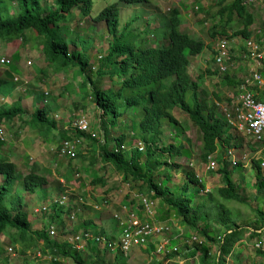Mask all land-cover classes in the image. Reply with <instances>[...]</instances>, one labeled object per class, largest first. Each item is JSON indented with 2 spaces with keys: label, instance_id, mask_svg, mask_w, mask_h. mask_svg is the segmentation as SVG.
Listing matches in <instances>:
<instances>
[{
  "label": "rangeland",
  "instance_id": "obj_1",
  "mask_svg": "<svg viewBox=\"0 0 264 264\" xmlns=\"http://www.w3.org/2000/svg\"><path fill=\"white\" fill-rule=\"evenodd\" d=\"M54 1L55 0H42V6H51ZM147 1V5L140 4L134 6L122 3L120 0H94L91 16L95 17L104 8L116 5L119 12V32L123 36V44H130L136 48H145V44L147 46L165 44L163 34L166 23L169 21L170 16H172L170 12L178 11L180 13V19L183 21V24L180 26V31L196 40L203 41L206 45V48L200 55L190 58L191 66L189 68V73L193 79L200 82L201 92L208 98L209 102L213 103L217 101V114L219 117L223 118L222 114L224 115L225 113L223 108L225 107L228 110L231 109L238 95V86L228 85V83L224 82L222 79L224 74L222 73H218L217 75H210L208 73V71L217 72L213 61V52L216 47L217 39L224 37L228 42L230 59L226 72L229 76H234L244 81L245 77H249L247 75L248 71L250 72L252 68H254L253 62L243 58L241 50L242 39L239 36H232L234 32L233 25L236 19L226 28L227 37L218 35L215 39H212L210 32L212 26L216 24V20L208 19L205 16V11L208 9H212L213 11L218 0ZM247 8L254 17V25L252 26L253 33H257L258 31L264 33V0H247ZM52 9L55 8L49 10ZM1 11L6 17H15L19 10L15 0H3ZM59 25L61 29L57 31V34L60 38H69V40H71L72 36L67 33L69 30L83 33L81 39H79V42H81L79 51L86 52L88 50L84 48H89L92 65L90 67V76L98 87L104 91L116 92L119 90L121 87V79L118 77H111L107 74L99 78L97 73L102 61L101 56L104 57L108 53V45L111 42L106 23H95L91 17H82V15L78 13V10L74 9L71 19H69L67 23ZM31 35H33V37H31ZM24 37L25 39L30 37L34 43L32 51L26 56L27 60H31L33 58V53L41 52V48L39 47L43 43V36L41 35L40 37L36 31L32 32V29H27L25 30ZM3 40L5 39L0 38V42ZM3 55V53H0V58L3 57ZM15 56L16 55H14L13 59ZM39 60L40 62L43 60L42 54L36 57L34 63L29 66L30 70L39 71ZM44 62L45 60L42 61L41 66L45 68V75L42 73H37V75H26L24 78L25 83L24 81L17 82L21 88H25L22 92V98L33 97L32 94H34V92H38L42 95L45 100L43 103L49 107V111L47 112L48 117L50 119L54 118L58 123V127L61 129L66 123H72L77 119L79 117L78 115L86 116V120L90 126L89 128L93 131L94 135H100L96 139L101 140V138H103V130H97V128H95V123L99 121V117L96 116L98 111L91 97L92 87L86 81V77L79 71L78 67L69 66L64 71L55 72L47 62ZM0 65L2 66L3 64L0 63ZM199 76L203 77L199 78ZM248 80H250V77ZM50 82L54 83L52 84ZM13 84L14 83L10 81L0 88V98H10ZM46 86L48 89L45 91L46 95H44L42 87ZM249 88H252L254 91L257 89L259 92L264 91V86L258 88L255 85H250ZM125 90H127L125 95H131L128 89ZM139 91L142 93V90H134L133 94L136 95ZM188 100L191 101V94H188ZM145 103L146 101L143 99L140 105L131 107L130 109L125 108L123 103L119 104L120 110H126L118 119L119 122L116 127L120 128L116 129L114 132L117 136L120 131L125 130L127 134L131 135L125 143L126 146H128V151L133 150L135 148L134 145L141 140L133 135L135 127L140 121L141 114L143 117L142 111ZM4 104L6 103L0 101V109H3ZM83 104L84 106L81 107ZM41 106L43 105L41 104ZM33 112L29 110L22 115L21 119L23 123H27L32 129V131H29L30 135L28 140H33V135L35 139L33 140L34 143H31V153L28 155L29 159H27V161H24L18 154V152H25L24 144H22L23 129L20 128L22 122H20V126H18L19 122L17 119L13 121L4 120L7 125H9V122L12 123H10L11 125L7 128V131H9L8 139L0 143V161H10L11 157H16L17 163L19 164L17 170L21 178L27 176L30 171L28 163L31 164L33 162L32 159L37 158L38 154L36 152L40 147L42 148V146H39V141L41 140L44 142L47 147L50 145L47 149V162L46 147L42 149V152L39 154L44 159V168L41 173L47 178L49 186L38 188L33 194H29L24 190L21 183H15L13 190L9 191L5 197V205L13 210L17 209L19 204L23 206L19 208V210L28 211L31 209L29 217L32 227L29 237L32 238L31 241L33 245L28 250H30L32 255L35 254L37 250H40V252H44L45 250L44 255L47 257L49 256L44 244L40 242V240H37L32 233L40 230L45 232L49 226L55 227L59 234H63L65 229H73L74 232H81L84 230H92L91 226L85 224L89 219L95 221V223L99 221L102 225L103 228L98 229V233L105 232L106 234H113L115 230L113 214L120 210V206L128 204L130 201L137 202L138 198L136 196L140 194L148 195L155 202L159 221L174 219L172 223L167 225L170 230L166 231L163 237L151 239L148 245L132 250L129 255L119 253L118 260L113 259V255L115 254H110V252H108L107 255H104L103 261H101L99 259L101 256H97L95 252H91L90 258L86 259L84 264H165L166 262L163 256L161 254L152 253L153 250L158 247L159 242L163 238H176V235L182 231L183 235L178 237L181 240V243L178 242L179 250H181L182 253L186 252L187 248L185 244L187 243V236L196 233L194 230L186 228L181 219L174 214L175 212L173 210L169 209L168 211L167 206L159 198L150 194L144 183L149 179V176H151V174L147 173L148 169L154 172L157 183L161 188L167 186L175 196H179L187 180L185 169L191 168L204 182L206 188L204 193L201 192V194H197L194 192L195 187L191 185L189 195L194 198L193 205L205 201L206 193H212L216 201L225 205V208L229 212V217L238 225L250 228V226H259L260 223H264V179H262L261 184L257 182L254 167L249 161V155L255 151V143L249 138L241 136L240 133L233 132L232 143H236L237 147L232 150V153L234 157L238 159V164L245 167H239L236 171V175H232V180L236 184L240 197L244 202L225 203L219 199L216 190L222 186L221 176L217 172L221 167V148L223 147V140L226 133L220 134L218 138V150L214 153L219 169L206 172L204 164L201 163L200 159V155L203 152L202 133L196 125L192 123L189 115L179 107L174 108L172 112L178 122L170 123L166 119H162V124L159 128L161 131L160 144L166 145L173 143L177 146L182 145L184 154L182 156L169 158L166 154L158 152V155L154 157L155 159L153 158L154 161L146 164L147 156L145 152H143L141 158H139L140 167H138V171L136 172L137 180L130 179L128 181L120 178L122 175L116 172L110 165L103 164L95 148L96 155L94 156L89 150L92 145L85 138L82 143L76 145L77 151L74 158L70 159L60 156L58 148L61 139H59L58 136H54L53 138H51L52 136L47 137V139L42 136H37L36 133L38 131L36 128H32L36 125L28 121ZM43 128L42 126V129ZM229 131H231V128ZM51 132L50 128L49 134H51ZM53 133H55V131ZM71 133V130H68L67 135L70 136ZM5 142L11 144L10 147L16 149L5 148V146H2ZM232 148L233 147L229 149ZM243 156L245 158H243ZM26 165L27 168L25 169L24 166ZM178 166L181 168L179 169ZM139 168L141 169L140 174ZM57 178L63 179L64 183H58L56 181ZM99 179L102 180L103 184L100 185L97 183L93 185V181ZM65 191L67 192L65 193ZM61 195L67 197V203L62 206V213L59 214L58 220L51 222V212L43 215L34 213L33 210L35 208L50 205L54 199L59 198ZM11 202L13 203L10 204ZM211 204V202H208V207H210ZM211 209L212 210H209L211 216L215 217L217 215L215 205H212ZM72 213L75 214L74 221H70L68 218ZM60 223L62 226L59 225ZM201 223L206 225L208 222L207 220H202ZM214 223L218 227H221L218 222ZM18 237L19 233L11 228H8L0 235V264H6V260H8V264H73L71 258H64L60 261L44 260L37 263L33 257L28 256V250L26 254L23 252L25 246L21 241L17 243L14 241V239H18ZM257 237L258 236H256V238ZM53 238L59 240L61 243H65L59 237H52V239ZM243 239H245L247 243L251 241L249 237L247 238L244 236ZM258 240L262 241L261 237H258ZM29 241L30 240H26V243ZM12 244H17V247L20 248V252L17 256H12L6 249L7 246ZM218 247V244H212V254L209 262H213ZM253 250L254 248L245 245L236 247L234 250L235 254L232 255L231 264H235L236 259L238 262L237 264H259V262L264 264V259L259 255L253 259L251 258ZM84 254L83 257L87 258L88 254H86V252ZM179 255L182 261L186 260L185 264H198L197 260L192 258L183 259L182 255Z\"/></svg>",
  "mask_w": 264,
  "mask_h": 264
},
{
  "label": "trees",
  "instance_id": "obj_2",
  "mask_svg": "<svg viewBox=\"0 0 264 264\" xmlns=\"http://www.w3.org/2000/svg\"><path fill=\"white\" fill-rule=\"evenodd\" d=\"M120 1L129 5H140L145 4L147 0ZM15 2L19 10L17 15L6 17L1 11L3 0H0V38L20 39L24 44L27 41L24 38L25 30L32 29V32L36 31L37 34L43 36L40 54L52 66L53 70L60 72L66 70L69 66L78 67L92 87L91 97L98 111L96 116L99 117L98 123H95V128L103 130L105 142L100 143V140L96 139L100 135H91L90 132H72V137L83 138V141L84 138L87 139L92 145L89 150L94 156L96 155L94 148L98 147L97 155L102 163L110 165L126 181L130 179L137 180L136 172L140 167L139 158H141L142 152L138 148L130 151L123 148V145L131 136L125 130L120 131L119 135H115L114 131L120 128L116 127L119 122L118 119L126 110H120L119 104L123 103L125 108L130 109L140 105L143 99L146 101L142 111L143 117L141 114L142 118L140 117L133 135L147 144L145 149L146 164L154 161V157L158 155V152L166 154L169 158L184 154L182 145L160 144L161 131L159 128L162 119H166L170 123L178 122L172 112L174 108L179 107L189 115L192 123L202 133L203 152L200 155L201 163H206L209 155L217 152L218 138L221 133H226L221 148V167L217 172L221 176L222 186L216 190V193L219 199L225 203L244 202L232 180V175L236 174L237 169L242 165L240 166L238 163L232 165L227 156V149L237 147L236 143H232L234 131H229L230 126L218 116L217 101L210 103L208 98L201 92L200 82L193 79L189 73L190 58L200 55L206 45L203 41L196 40L180 31L183 21L180 19L178 11L170 12L172 16L166 23L163 34L167 42L166 46L136 48L130 44H123V36L119 32V12L116 5L104 8L97 16L92 17L94 0H55L53 5L46 7L42 6V0H15ZM51 8L55 9L49 10ZM215 8V11H212V9L205 11V16L208 19L216 20V24L212 26L210 32L212 39H215L218 35L227 37L226 28L235 19L233 37L239 36L244 41L253 36L254 17L248 11L247 0H218ZM74 9H77L82 17H91L95 23H106L111 42L108 45V53L104 57L101 56L102 61L97 73L99 78L107 74L121 79V87L116 92L101 90L96 82L92 80L90 76V67L92 66L90 50L84 48L88 51H79V45H81L79 39L83 35L82 32L66 30L72 36L71 40L58 36L57 31L61 29L59 24L67 23L71 19ZM208 73L210 75L218 74L216 71H208ZM202 77L199 76V78ZM222 79L228 85L239 86L243 83L238 78L229 76L228 73H225ZM8 83V80L0 77V88ZM148 86L151 87L142 91V93L139 91L136 95L133 94L134 90H141ZM125 89H128L131 95H125L127 91ZM255 92L257 93V99H264V91L259 92L257 89ZM188 94H191V101L188 100ZM43 98L42 95L36 97L39 102ZM48 111V105L43 104V106L34 110L28 120L36 125L32 128H36L38 133L45 138L49 136L50 128L54 127V120L48 117ZM23 114L24 111L20 106L0 109V122L22 119ZM60 136L61 139L70 138L65 131ZM252 165L257 182L261 184L262 179H264V169H261L255 161H252ZM178 168L181 167L178 166ZM185 170L187 180L179 196H175L167 186L161 188L151 169L147 171L151 176L144 183L150 194L159 198L167 206L168 211L169 209L173 210L186 228L194 230L197 235L205 239L204 244L195 246L190 257H195L200 253L199 264H225L226 258L233 252L236 243L244 237V234L248 233L247 238L258 236L257 230L264 223L259 226H250V228L238 225L229 217L225 205L216 201L212 193H206L205 201L193 205L194 198L189 195L191 185L195 187L194 192L197 194L204 193L206 188L204 182L198 178L193 169L186 168ZM140 172L141 169L139 168V174ZM0 175L4 177V182L0 186V235L11 228L19 233L18 239H14V241L16 243L21 241L25 246L24 249H29L33 245L32 238L29 237L32 227L29 213L19 210L21 206L15 210L9 208L5 205V197L9 191L13 190L15 183H21L27 193L33 194L36 189L47 186V180L45 177L37 175L33 169L27 176L21 178L17 166L11 161H0ZM97 183L103 184L101 179L93 181V185ZM208 202L212 203L210 207L207 205ZM212 205H215V209H217L215 217H212L209 211L212 210ZM61 212L54 214L53 211L50 217L51 222L58 220ZM202 220H207L208 223L204 225L201 223ZM214 222H218L221 227L215 225ZM59 225L62 226L61 223ZM89 225L92 227L91 231L97 234L99 228L92 222ZM32 233L49 250L52 258H71L74 264H84L85 260L90 258L91 252L101 256L99 259L103 261L104 255L109 252L108 249L100 250L90 246L86 250L87 258H84V253L76 252L66 243H61L55 238L52 239L48 231L40 230ZM99 233L104 234L105 232ZM26 240L30 241L26 243ZM212 244L219 245L220 257H216L213 262H209L212 254ZM254 250L256 254H264L260 249ZM110 254H115L113 259L118 260L117 253ZM173 256L174 254L169 255V257ZM237 263L236 259L235 264ZM6 264H8V260H6Z\"/></svg>",
  "mask_w": 264,
  "mask_h": 264
},
{
  "label": "built area",
  "instance_id": "obj_3",
  "mask_svg": "<svg viewBox=\"0 0 264 264\" xmlns=\"http://www.w3.org/2000/svg\"><path fill=\"white\" fill-rule=\"evenodd\" d=\"M243 58L254 63V68L247 75L250 77H245L243 83L238 86V95L234 100V104L231 109L228 110L223 108L225 113L222 114L227 125L230 126L231 130L236 133H240L241 136L249 138L253 143H255V151L249 155V161H255L259 164L261 169H264V100L256 98V92L249 88L250 85H255L258 88L264 86V33L257 32L254 33L247 40L241 41ZM230 59V52L228 49V42L226 38L222 37L217 39L216 47L214 50L213 61L216 66L217 72L220 74H227L228 61ZM0 63L7 65L10 60L3 57L0 59ZM89 123L86 120V116H79L69 125V130L71 132H90L94 135L93 131L89 128ZM73 130V131H72ZM103 134V133H102ZM0 137L5 140V133L3 127H0ZM70 138L62 139L58 153L60 156L73 158L76 156V145L82 142V138H74L72 135ZM105 142L104 135L101 138L100 143ZM140 151H144L146 143L143 141H138L135 145ZM126 144L123 145L124 149H127ZM232 149H227V156L232 163V165H237L238 159L234 157ZM248 150V148H247ZM117 151V148H116ZM249 152V151H248ZM243 158H245L243 156ZM204 164V169L206 172L215 171L219 169V165L216 162L214 153L209 155L208 161ZM199 178V177H198ZM138 198L137 202L130 201L128 204L120 206V210L113 214V219L115 222V230L113 234H101L94 233L91 230L74 232L72 229L66 231L65 234L60 235L73 250L76 252L85 253L87 249L96 247L100 250L108 249L110 253H117L123 255H129L132 250L144 245H148L149 241L154 238L163 237L166 231H169L167 226L172 223L174 219H169L166 221H159L156 211L155 202L145 194H140L136 196ZM67 203V197L61 196L60 198L54 199L50 205H44L39 208L34 209V213L38 215H43L46 212H52L55 208H60ZM70 221L75 220V214L68 216ZM169 221V222H168ZM182 229V228H181ZM48 234L52 237H58V233L55 227L51 226L48 228ZM183 235V231L176 235V238H163L156 249L152 253L161 254L163 256L165 264H185L186 260L183 259L192 258L197 260L199 264V255L195 257H190V254L195 249L197 244H204L205 239L199 235L192 234L188 235L186 240V252L182 253L179 250V244L181 240L178 237ZM237 245H245L252 247L254 249H260L264 252V243L255 240L252 243H247L245 239H241L236 243ZM9 254L17 256V246H7ZM45 252H40L37 250L35 254H31L28 250V256L33 257L38 263L44 260H58L51 256H45ZM232 253L226 258L225 264H231ZM174 254L173 257L169 255ZM220 257L218 249L214 255L215 260ZM60 261V260H59ZM74 264V262H73Z\"/></svg>",
  "mask_w": 264,
  "mask_h": 264
},
{
  "label": "crops",
  "instance_id": "obj_4",
  "mask_svg": "<svg viewBox=\"0 0 264 264\" xmlns=\"http://www.w3.org/2000/svg\"><path fill=\"white\" fill-rule=\"evenodd\" d=\"M31 37H33V35H31ZM40 37H41V35H40ZM33 46H34V43H33L32 39H30V37L27 39V41L24 44H23L22 40H19V39H13V40L5 39V40H3V41L0 42V53H3L4 54L3 57H7L9 60L11 59L10 60V65H2V66L0 65V77L3 78L4 80H8L9 82L12 81L14 83L13 84V88L11 89L10 98H7V99H5L3 97L0 98V101H2V99H4V102L6 103V104L3 105V108H6L7 109V108H14V107L20 106L23 109L24 113H26L29 110L31 112H33L34 109L39 108L41 106V104L42 105L44 104L43 103L45 101L44 99L42 101H40V102L37 101L36 97L37 96H40V94L38 92H34V94H32L33 97H34V99H33V97L22 98V92L25 90V88H21V86L16 81H14L15 78H18L19 81H24V83H25L24 78L26 77V75H37V73H42L43 75H45V68H43L41 66V63H42V61H44V58H43V60L41 62L39 60V71L38 72L32 71L29 68V66L34 63V60L36 59V57H39V55H40V52L39 53L36 52V53H33V58L31 60H27L26 59V56H28L29 52L32 51ZM70 47L72 48L73 46H70ZM14 55H16V56L13 59ZM11 61H12V63H11ZM28 61H30L31 64H28L27 63ZM49 66H51V65L49 64ZM21 75H22L23 78L21 77ZM50 83L53 84L54 82H50ZM149 87H151V86L142 88L141 90L142 91H145ZM47 89H48L47 86L46 87H42V90H43V94L44 95H46V92L45 91ZM77 93H75V94H77ZM82 106H84V104L81 105V107ZM76 107H77V104H76ZM31 108H33V109H31ZM54 115H56V114H54ZM78 116H81V115H78ZM53 120H54V118H53ZM17 121L19 122V124L17 122L18 126H20V122H22L21 119H17ZM5 122L6 121L0 122V127H3L4 133L7 135L6 138L8 139L9 131H7V128H9V126L11 125L10 123H12V122H9V125H7ZM69 124L70 123H66L62 127V129H61V128L58 127L57 121L54 120V127H52V129H51L52 132H51V134H49L48 137H51L52 136L51 138H53L54 136H58L59 139H61V136L60 135H61V133H63V131H65V132L68 133V130L69 129H67V128H69ZM13 126H15V125H13ZM20 128L23 129V136H22L23 137V142H22V144H24L25 152H18V154H19V156L22 159H24V161H27V159H29L28 155L31 153V151H30V149H31V143H34L33 140H35V139H34V135H33L32 136L33 137V140H31V141L28 140V137L30 135V132L29 131H32V129L28 126L27 123H23L22 122V126H20ZM54 131H55V133H53ZM36 135L39 136V137L41 136L38 132L36 133ZM47 141H49V140H47ZM47 141H45V142H47ZM61 141H62V139H61ZM61 141L59 142V144L61 143ZM82 141H83V138H82ZM6 142L3 143L2 146H5V148H7V149L8 148H13V147H10L11 144L6 143ZM0 143H2L1 139H0ZM39 146H42V148L40 147V149L36 152L38 154L37 158L36 159H32L33 162L31 164L28 163V165L30 166V171H31V169H33V170H35V173L37 175L43 176V174L41 173V171H43L42 169L44 168V166H43L44 159L39 154L42 152V149H45V147H46V162H47V159H48L47 149L49 148L50 145L47 147L46 144L40 140L39 141ZM13 149H16V148H13ZM95 149H98V147H95ZM2 157H4V156H2ZM7 158H9V157H7ZM53 158H54V156H53ZM10 161L17 166V169L19 168V164L17 163V158L16 157H11L10 158ZM24 167L26 169L27 168V165L24 166ZM242 167H245V166H242ZM234 175H236V174H234ZM120 178H122V177H120ZM46 180H47V178H46ZM3 181H4V177L2 175H0V183L2 184ZM56 181L58 183H61V182L64 183V180L63 179L57 178ZM47 185L49 186L48 180H47ZM66 192L67 191H65V193ZM50 194H53V193H50ZM19 206L23 207L21 204H19ZM25 212H28L30 214L31 209L28 210V211H25ZM90 222L94 223L99 229L100 228H103L99 221L95 223V221H92V220H89L88 219L85 224L86 225H89ZM261 224L262 223H260V225ZM257 231L259 233L258 237H261L262 241L258 240V237L257 238L254 237V238H251L250 239L251 240V241H249L250 243L254 242L255 240H258V241L264 243V225H262V227L260 229H258ZM247 235H248V233H245L244 234L245 237H247ZM240 246H243V245H237L236 247H240ZM247 247H249V246H247ZM235 248L233 249V255L235 254L234 253ZM250 248H252V247H250ZM258 255L261 256L262 259H264V254H256L255 250H253V255L251 256V258L253 259V258H255ZM255 263H258V262H255ZM259 264H262V263L259 262Z\"/></svg>",
  "mask_w": 264,
  "mask_h": 264
},
{
  "label": "clouds",
  "instance_id": "obj_5",
  "mask_svg": "<svg viewBox=\"0 0 264 264\" xmlns=\"http://www.w3.org/2000/svg\"><path fill=\"white\" fill-rule=\"evenodd\" d=\"M147 3H148V2L146 1L145 5H146ZM137 5H139V4H137ZM134 6H135V5H134ZM163 40L165 41V44L162 43V45H158V46H166L167 42H166V40L164 39V37H163ZM145 46H146V47H151V48L156 47V46H147L146 44H145ZM213 53H214V52H213ZM1 58H3V57H1ZM5 58H7V57H5ZM7 59H8V58H7ZM27 63L30 64L31 62L28 61ZM9 64H10V63H9ZM9 64H7V65H9ZM14 81L18 82L19 79H18V78H15ZM2 102H4V99H2ZM6 136H7V135L5 134V140L7 139ZM0 139H1V137H0ZM1 141H4V140L1 139ZM140 141H141V140H140ZM136 144H137V143H136ZM136 144H135V145H136ZM135 145H134V147L136 148ZM146 146H147V144H146ZM58 149H59V148H58ZM145 149H146V147H145ZM125 150H128V147H127V149H125ZM141 152L143 153V152H145V150H144V151H141ZM73 158H74V157H73ZM70 159H71V158H70ZM61 196H63V195H61ZM61 196H60V197H61ZM60 197H59V198H60ZM56 199H57V198H56ZM62 208H63V207L53 209L54 214L60 212V211L62 210ZM53 211H52V212H53ZM52 212H51V213H52ZM49 213H50V212H49ZM61 213H62V212H61ZM37 215H38V214H37ZM49 227H51V226H49ZM49 227H48V228H49ZM72 230H73V229H72ZM46 231H48V229H47ZM66 231H68V229H65L63 234H65ZM73 231H74V230H73ZM84 231H86V230H84ZM57 233H58V232H57ZM58 234H59V233H58ZM60 235H62V234H59L58 237H59ZM50 237H52V236H50ZM59 238H60V237H59ZM60 239H62V238H60ZM62 240H63V239H62ZM63 241H64V240H63ZM64 242H65V241H64ZM65 243H66V242H65ZM66 244H67V243H66ZM12 245H13V246H17V244H12ZM67 245H68V244H67ZM9 246H10V245H9ZM68 246H69V245H68ZM6 249H7V247H6ZM27 250H28V249H23V252L26 254ZM19 252H20V248L17 247V254H19ZM47 252L49 253V250H47ZM11 255H12V254H11ZM12 256H13V255H12ZM49 256H50V253H49ZM54 259H56V258H54ZM57 259H58L57 261H59V260H63L64 258H57ZM34 260H35V259H34ZM53 261H56V260H53Z\"/></svg>",
  "mask_w": 264,
  "mask_h": 264
}]
</instances>
